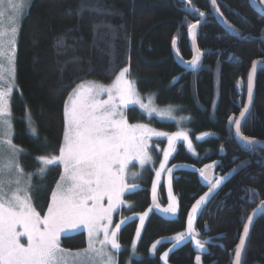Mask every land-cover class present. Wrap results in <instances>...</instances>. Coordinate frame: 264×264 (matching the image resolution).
<instances>
[{"label": "trees", "instance_id": "trees-1", "mask_svg": "<svg viewBox=\"0 0 264 264\" xmlns=\"http://www.w3.org/2000/svg\"><path fill=\"white\" fill-rule=\"evenodd\" d=\"M216 6L235 31L214 17L207 0L191 4L188 0H29L25 8L10 105L13 142L21 149L19 162L26 173H36L38 157L58 154L64 104L81 80L108 84L113 73L129 66L140 95H154L158 106H176L188 117L182 126L140 113L133 117L135 109L127 110L131 121L165 132L185 128L194 153L177 143L168 162L167 168L178 169L172 181L176 216L168 218L154 206L167 207L164 184L161 198L152 200L155 165L146 168L144 182L137 180L138 189L124 196L129 204L122 206L124 216L152 211L136 244L137 257L132 251L137 219L122 226L117 264H162L160 255L171 243H161L155 255H150V248L185 230L192 205L209 190L198 171L206 164L215 165L211 178L223 175L225 179L209 194L194 221L205 249L196 248L193 241L184 242L169 253L168 264H194L198 254L202 264H231L247 217L264 202V150L238 143L229 122L247 100L251 64L264 60V13L253 10L250 0H217ZM197 20V46L203 58L196 71L188 72L177 64L172 41L176 39L180 57L190 60L188 25ZM255 77L254 102L241 134L264 142V68ZM199 136L203 138L197 141ZM157 152L153 158L161 156ZM60 175L61 167L51 166L43 177L32 180L30 195L42 215ZM256 219L241 264H264V213ZM61 238L66 249H81L86 243L83 232Z\"/></svg>", "mask_w": 264, "mask_h": 264}, {"label": "snow or ice", "instance_id": "snow-or-ice-1", "mask_svg": "<svg viewBox=\"0 0 264 264\" xmlns=\"http://www.w3.org/2000/svg\"><path fill=\"white\" fill-rule=\"evenodd\" d=\"M191 2L188 0L189 4ZM211 4L215 6L217 0H211ZM25 8V0H0V81H4L7 75V83H0V264H117L115 253L121 250L119 233L122 226L133 217L123 216L118 223L113 224V214L127 204L125 194L138 188V185L127 182L129 166L133 161L141 167L151 163L150 141L153 137L167 138L168 147L163 152L159 169L155 171L157 179L152 183L151 192L155 202L157 183L161 173L166 171L169 203L164 208L159 204L154 206L164 214L175 216L178 201L172 192V181L173 172L178 169L175 165L166 169V164L176 150L177 141L187 142L189 149L192 148V141L185 131L169 134L146 123H129L125 112L129 105H138L149 116L155 113L161 119L171 117L170 112H160L143 102L137 82L130 78L129 66L113 73L114 79L108 84L81 80L72 88L64 104L63 141L58 155L38 157L42 165L38 169L40 174H46L49 166L58 164L62 167L55 189L51 191L46 212L42 215L30 195L33 174L25 173L19 162L21 149L13 142L10 98L14 86L18 31ZM215 11L220 12L218 7ZM199 16L203 17L205 13L199 12ZM223 22L230 31H235L227 21ZM199 24L200 20H197L188 25L193 41L197 38ZM172 44L176 45V39H173ZM176 55L184 63L178 52ZM200 60L201 54L197 48L196 54L186 64L195 70ZM257 63L253 62L247 79L248 104L239 113L240 118H230L236 135L248 145H254L255 141L241 134V121L246 119V114H250L248 105L254 99ZM179 79L177 77L173 83ZM214 166L206 164L198 170L209 185V190L192 205L187 217V231L171 238L173 249L189 237L194 240L196 248L205 249L206 242L197 238L199 233L194 228V220L202 212L201 206L209 194L218 189L225 179L223 175L210 178L208 170ZM137 175L132 173L133 177ZM252 194L257 195L254 190ZM151 211L149 208L137 214L139 226L136 228V239L140 238ZM253 221L252 215L247 217L239 243L234 249V264H241ZM81 228L87 233L86 247L75 251L62 247V235ZM160 243L158 240L152 245L153 252ZM132 251L135 254V240ZM171 251L169 249L163 254L165 262ZM195 259L200 264L201 256L197 255Z\"/></svg>", "mask_w": 264, "mask_h": 264}, {"label": "rangeland", "instance_id": "rangeland-1", "mask_svg": "<svg viewBox=\"0 0 264 264\" xmlns=\"http://www.w3.org/2000/svg\"><path fill=\"white\" fill-rule=\"evenodd\" d=\"M28 2H29V0H25V4H26V6H27V4H28ZM4 63H5V65H6V61H4ZM6 67H7V65H6ZM0 83H7V75H6V77H5V80L4 81H0ZM110 83V82H109ZM14 88V87H13ZM141 98H142V100H143V102L145 103V104H150L152 107H155L158 111H160V112H165V113H167V112H170L171 113V117H174V119L173 118H171V117H166V118H164V119H161L159 116H157L155 113H153L151 116H149L143 109H141L138 105H129V107L125 110V112H126V117H127V119H128V121H129V123H132V124H136V123H138V122H136V121H131L130 120V118L128 117V115H127V110L128 109H132V108H134L135 109V111H133L132 112V116L133 117H135V116H137V113H140V114H144L147 118H155L156 120H158V121H161V122H174V123H178V124H180V125H182V126H184L186 123H187V121H188V117H185L184 115H182V114H180L179 113V108L178 107H173V106H164V107H161V106H158V104L155 102V97H154V95H141ZM141 123V122H140ZM143 123H145V122H143ZM147 124V123H146ZM150 127H152L151 125H149ZM153 128H155V129H157L158 131H162V130H160V128L158 129L157 127H153ZM177 131H185L186 132V130H185V128L184 129H178ZM176 131V132H177ZM163 132H165V131H163ZM166 133H169V134H171L170 132H167L166 131ZM175 133V132H174ZM190 138V137H189ZM63 140V139H62ZM199 140H201V139H197V141H199ZM159 141V142H158ZM177 143H182L183 145H185V147H186V149H187V151H189L191 154H193L194 153V145L192 144V148L191 149H189L188 148V146H187V142H185V141H183V140H179V141H177L176 142V145H175V149L177 148ZM167 147H168V142H167V138L166 137H153L152 138V140L150 141V148H149V150H150V153H151V155H152V157H153V155L155 154V151H157L158 150V152L161 154V158L160 157H157V158H153V160H152V162L151 163H149V164H146L145 166H143V167H141L139 164H138V162H136V161H133L132 162V164L129 166V169H128V183L129 184H136V185H138V187H139V184L137 183V180H143V178L144 177H146V168L147 167H152L153 165H155V168H154V178H153V180H156L157 178H156V176H155V171L156 170H158L159 169V163L162 161V159H163V152L167 149ZM157 152V153H158ZM175 152V151H174ZM174 152L172 153V155L174 154ZM22 153V152H21ZM58 155V154H57ZM171 155V156H172ZM169 157V160L172 158V157ZM169 160H168V162H169ZM37 162H39V160H38V158H37ZM168 162H167V164H166V169H167V167H168ZM40 163V162H39ZM58 165V164H57ZM57 165H54V166H57ZM60 166V165H59ZM40 167H42V165H41V163H40ZM39 167V168H40ZM49 167H51V166H49ZM61 167V166H60ZM151 169V168H150ZM138 173V175L137 176H135V177H133L132 176V173ZM26 173V172H25ZM61 173H62V167H61ZM33 174V177H32V179H31V186H32V180L36 177V176H38V177H43L45 174H40L39 172H38V169L36 170V173H32ZM37 174V175H36ZM36 175V176H35ZM35 176V177H34ZM216 177H219V176H216ZM215 178V177H214ZM59 180V179H58ZM58 182V181H57ZM143 182H144V180H143ZM161 184H164V190L166 191V201H167V203L165 204L166 206L168 205V203H169V197H168V177H167V172L165 171V172H162L161 173V176H160V178H159V181H158V183H157V193H156V198L159 196V199L161 198V190H160V185ZM207 186H209L208 184H207ZM138 188H136V189H131L130 190V192H128V193H126V194H130V193H133V192H135V190H137ZM150 191H151V189H150ZM172 192H173V195H175V193H174V191L172 190ZM208 192V191H207ZM206 193V192H205ZM204 193V194H205ZM125 194V195H126ZM203 194V195H204ZM176 196V195H175ZM202 196V195H201ZM206 201H207V199H206ZM205 201V202H206ZM123 206V205H122ZM122 206H121V208L120 209H118L117 210V212L116 213H114L113 214V224H115V223H118L119 222V220L120 219H122L123 218V214L121 213V212H123V208H122ZM127 206H129V204H127ZM201 207H203V205L201 206ZM148 211V210H147ZM190 212H191V209H190ZM189 212V213H190ZM177 215V214H176ZM175 215V216H176ZM129 216H131V215H129ZM168 218L169 217H174L173 215H171V214H167L166 215ZM117 217V218H116ZM133 217V219H137V224H138V226H139V218H138V215H136V216H132ZM132 219V220H133ZM196 219V218H195ZM195 221V220H194ZM187 222V221H186ZM194 224H195V222H194ZM142 230H143V228H142ZM142 230H141V232H142ZM187 231V226H186V228H185V230L184 231H182V232H186ZM84 233V235H85V237H86V241H87V233H86V231L83 229V228H81V229H79V230H77V231H70L67 235H62V237L63 236H71V235H74V234H78V233ZM175 236V235H174ZM174 236H172V237H174ZM172 237H170V238H164V239H160L159 241H161V243H171V247H170V249H172V251L174 250L173 248H172V245H173V241H172ZM62 239V238H61ZM134 240H135V242H136V244H137V241H138V239H136V236H135V238H134ZM187 241H193V244H195V242H194V240L191 238V237H189L187 240H185L184 242H187ZM184 242H182V243H184ZM160 243V244H161ZM160 244H158L157 245V247H156V250L160 247ZM179 246H181V245H178L176 248H178ZM86 247V243H85V245L83 246V248H85ZM83 248H81V249H83ZM175 248V249H176ZM71 250V249H70ZM73 251H75V250H79V249H72ZM156 250H155V252H153L152 251V247L150 248V255H155L156 254ZM169 251V250H168ZM168 251H166V252H168ZM169 253H171V252H169ZM164 254V253H163ZM163 254H161L160 256V260H161V263L162 264H168V262L166 261L165 262V260L164 259H162V256H163ZM115 255H116V258H117V253H115ZM199 256H200V254H198ZM134 256H136L137 257V255L136 254H134ZM118 259V258H117ZM167 259H168V257H167ZM194 264H197V261H196V259H195V263ZM200 264H202L201 263V261H200Z\"/></svg>", "mask_w": 264, "mask_h": 264}, {"label": "water", "instance_id": "water-1", "mask_svg": "<svg viewBox=\"0 0 264 264\" xmlns=\"http://www.w3.org/2000/svg\"><path fill=\"white\" fill-rule=\"evenodd\" d=\"M207 1H208L209 4H210L211 12L213 13L214 17H216L221 23H223V20H222V17H221V15H220V13H217V12L215 11V9L217 8V6H216V5L213 6V5L211 4V0H207ZM250 5H251V7L253 8V10L257 11L258 13H264V10H262V9H264V0H250ZM196 31H197V30H196ZM187 36H188V46L190 47V50H191V53H192V56H191V57H193V56L196 54V49L198 48V46H197V38H196L195 41H193V40H192V37H191V33L189 32V30H188V35H187ZM172 47H173V55H174V58H176L177 64H178L179 67H180L181 69H183L184 71H185V70L188 71V72L196 71V69H198V67L201 65L202 58H203L201 52H200V54H201V60H200V63L197 65V68H196L195 70H192V69H190V68L187 66V64H186V62H187L188 60H185V59H184V60H183L184 63H182L181 60L178 59V57H177V55H176V53H177V49H176V47L173 46V45H172ZM254 62H258V63H257V71H256V74H257V72H258L261 68H264V60L261 59V60L254 61ZM252 65H253V63L251 64V68H250L249 73H250L251 70H252ZM249 73H248V75H249ZM255 76H256V75H255ZM247 77H248V76H247ZM255 80H256V77L254 78V85H255ZM246 88H247V86H246ZM254 92H255V88H254ZM246 99H247V95H246ZM253 102H254V99H253ZM247 104H248V101L246 100L244 106L247 105ZM244 106L242 107L241 111H243ZM248 106H249L250 111H251L252 106H253V103H252L251 105H248ZM247 115H248V114H246V117H247ZM237 118H240L239 115H238L237 117H235V116H231V119H237ZM229 122H230V119H229ZM243 122H244V119H242L241 123H243ZM230 125H232V132H233V136H234L235 140H236L238 143H240L242 146H249L245 141H242V140L240 139V137L236 135L234 124L230 122ZM242 135H243V134H242ZM253 140L255 141V144H254V145H256V146H258V147H260V148H262V149L264 150V142H261V141L256 140V139H253ZM254 145H251V146H254ZM208 171H209V175H210V178H211V169L208 170ZM261 213H264V206H262V203H260L258 206H256V209L250 214V215H252V216L254 217V221H253V223L250 225V229L252 228L253 224H254L255 221L257 220V219H256L257 216H258L259 214H261ZM250 215H249V216H250ZM246 222H247V220H246ZM242 230H243V229H242ZM250 231H251V230H250ZM242 232H243V231H242ZM241 234H242V233H241ZM249 234H250V232H249ZM238 242H239V241H238ZM246 242H247V241H246ZM231 264H234V256H233V259L231 260Z\"/></svg>", "mask_w": 264, "mask_h": 264}, {"label": "bare ground", "instance_id": "bare-ground-1", "mask_svg": "<svg viewBox=\"0 0 264 264\" xmlns=\"http://www.w3.org/2000/svg\"><path fill=\"white\" fill-rule=\"evenodd\" d=\"M186 71V70H185Z\"/></svg>", "mask_w": 264, "mask_h": 264}]
</instances>
